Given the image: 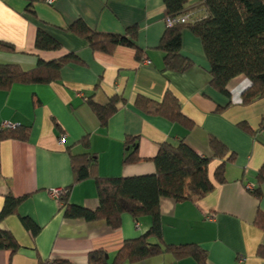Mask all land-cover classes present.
Returning <instances> with one entry per match:
<instances>
[{"label":"crops","instance_id":"crops-1","mask_svg":"<svg viewBox=\"0 0 264 264\" xmlns=\"http://www.w3.org/2000/svg\"><path fill=\"white\" fill-rule=\"evenodd\" d=\"M78 21L93 31L121 36L137 26L136 44L143 60L139 62L135 50L126 46L112 55L94 52L84 39L67 31ZM166 29L163 0H56L52 5L44 0H0V42L16 48V52L0 51V64L30 71L39 59L49 61L70 53L79 59L62 69L58 82L16 84L0 91V131L5 122L30 128L25 142L0 141V214L7 196L27 197L16 214L0 223V229L12 233L20 246L16 252L0 250V264H88L89 253L99 249L107 251L112 262L125 240L136 239L150 228V217L136 221L128 214L118 230L105 221L66 218L52 195L56 189L70 191V204L92 211L99 207L94 180L74 185L71 155L94 153L100 177L130 178L156 172L154 158L164 143L184 140L200 157L212 158V138L234 156L225 167L226 181L216 180L222 161L212 158L208 168L215 186L212 193L180 203L162 198L164 242L196 244L206 250L209 264H264L257 254L264 246V230L255 224L259 211L264 216V185L259 201L249 189L257 188L256 178L264 165V131L255 132L264 116V98L241 105L242 92L250 85L244 75L229 83L230 97L214 90L202 42L189 30L183 32L182 54L193 66L183 73L161 72L163 54L157 47ZM39 30L60 43L62 50L38 51ZM167 92L178 98L193 123L191 129L136 106L140 97L162 102ZM116 97H121L123 106L104 127L88 101L105 106ZM85 137L89 149L81 143ZM128 138L139 139L141 160L124 165L125 157L137 149L126 145ZM22 219L31 220L39 232L33 236ZM139 264L198 263L162 255Z\"/></svg>","mask_w":264,"mask_h":264},{"label":"trees","instance_id":"trees-1","mask_svg":"<svg viewBox=\"0 0 264 264\" xmlns=\"http://www.w3.org/2000/svg\"><path fill=\"white\" fill-rule=\"evenodd\" d=\"M165 20L186 15L190 12H201V17L186 24L166 25L157 50L163 54L161 72H186L193 62L182 54V36L189 30L202 42L203 50L210 65V86L217 92L230 97L229 83L236 77L244 75L250 85L242 92L241 105L249 106L264 98V0H163ZM78 37L84 39L94 52L112 55L120 46L133 48L136 59L143 60V52L137 47L138 27L126 31L124 36L102 34L93 31L83 21H78L67 28ZM36 49L40 52H57L62 46L54 38L42 30L37 33ZM0 51L16 52V48L0 42ZM79 60L73 53L63 57L45 61L39 59L37 66L30 71L19 65L0 64V91H9L16 84L49 85L61 79V71L69 64ZM121 102V103H120ZM88 105L97 116L102 126H107L112 116L123 106L121 97L111 99L105 106L98 105L89 99ZM136 106L144 113L160 116L191 129L193 123L182 112L178 98L167 92L162 102H155L145 97L138 98ZM246 130L250 128L242 123ZM264 131V116L258 130ZM30 128L15 127L1 129L0 141L14 139L27 141ZM81 143L90 148L89 137ZM135 145L136 150L128 154L124 165L140 162L139 139H130L126 145ZM213 157L221 159L222 164L215 172L216 180L225 183V167L234 159L227 155V148L217 139L210 140ZM212 158L200 157L188 144L181 140L178 144L164 143L154 158L156 172L151 175L130 178H102L99 176V161L94 153L71 155L74 185L87 180H94L97 187L99 207L92 211L68 202L70 191L59 199L64 205L61 208L68 219H83L88 222L105 221L113 230L122 226L125 214L136 221L143 217L152 220L150 228L141 236L125 240L110 262L107 251L95 250L88 255V264H139L162 255H172L174 259H194L198 264H209L206 250L196 244L167 245L163 239V224L160 210L162 198H170L176 202L190 201L194 197L202 198L212 193L214 184L208 177V168ZM257 188L252 191L259 201L263 196L264 165L258 172ZM27 197L7 196L0 214V223L16 214L21 203ZM25 227L33 236L39 228L29 219H22ZM255 224L264 230V216L260 211ZM20 248L15 237L7 230L0 229V250L16 252ZM257 254L264 259V246L258 248Z\"/></svg>","mask_w":264,"mask_h":264},{"label":"built area","instance_id":"built-area-1","mask_svg":"<svg viewBox=\"0 0 264 264\" xmlns=\"http://www.w3.org/2000/svg\"><path fill=\"white\" fill-rule=\"evenodd\" d=\"M44 1L47 4L52 5L54 4L56 0H44ZM198 14H199L198 12H190L180 17L166 19V25L174 26V25H179V24H186L194 19L196 20V18L199 17ZM144 63L148 64L149 61L145 59ZM14 128H15V125H12L7 122L2 124V129H14ZM62 141H63V138H62ZM252 188L253 187H249V189H252ZM67 194H68V191L65 189H56L52 191V195L58 200V202H59V199H61L62 197H65ZM63 205H64L63 203H60V206H63ZM42 264H56V263L54 261H47Z\"/></svg>","mask_w":264,"mask_h":264},{"label":"rangeland","instance_id":"rangeland-1","mask_svg":"<svg viewBox=\"0 0 264 264\" xmlns=\"http://www.w3.org/2000/svg\"><path fill=\"white\" fill-rule=\"evenodd\" d=\"M201 12H199V14H200ZM200 17H201V15H200ZM251 187H253V186H251ZM251 191H253L254 190V188H252V189H250Z\"/></svg>","mask_w":264,"mask_h":264}]
</instances>
